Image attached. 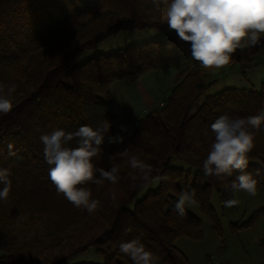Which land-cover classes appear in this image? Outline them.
<instances>
[{"label": "trees", "instance_id": "trees-1", "mask_svg": "<svg viewBox=\"0 0 264 264\" xmlns=\"http://www.w3.org/2000/svg\"><path fill=\"white\" fill-rule=\"evenodd\" d=\"M166 9L167 4H162L157 10L152 0H0V83L16 85L13 110L0 115V169H9L12 181L7 202L0 201L4 251L0 264H66L90 248L103 256L104 264H134L119 252V244L137 238L158 257L157 264H189L176 240L181 236L202 240L205 234L202 221L193 213L185 211L180 216L174 211L184 189H196L201 211L222 235L212 195L216 193L220 202L235 199L231 182L241 172L220 177L193 174L172 167V160L202 170L214 141L211 125L222 115L262 114L264 81L259 88L227 87L210 94L194 111L213 84L202 79L212 69L193 60L190 42L177 34L99 53L77 64L85 50L113 33L169 29ZM259 50L260 44L238 49L227 66H248ZM175 67L183 70L162 103L134 119L129 131L111 110L112 84L137 82L148 72ZM106 121L111 124L109 134L123 136L124 143L108 144L105 139L93 163L105 170L118 165L120 179L116 184L85 185L100 201L90 215L57 193L39 137L55 129L95 128ZM252 131L255 147L249 158L258 162L248 163L244 172L257 180V189L264 193V122L259 131ZM69 146L75 147V141ZM125 150L152 166V179L143 186L139 179L131 180L137 172L128 165V157L121 155ZM165 174L167 181L159 180L156 189L137 199ZM113 192L115 202L110 199ZM262 216L264 207L246 222L232 224V230L253 226ZM20 223L22 232L17 231ZM129 227L132 231L126 233Z\"/></svg>", "mask_w": 264, "mask_h": 264}, {"label": "clouds", "instance_id": "clouds-1", "mask_svg": "<svg viewBox=\"0 0 264 264\" xmlns=\"http://www.w3.org/2000/svg\"><path fill=\"white\" fill-rule=\"evenodd\" d=\"M154 7L160 10L167 4L166 18L170 30H174L180 40L190 42L191 57L202 68L222 69L232 60L238 49L261 44L264 36V0H152ZM16 91L14 83H0V115H7L13 110L12 94ZM264 122V112L260 115L230 118L222 115L211 125L214 141L206 158L202 162V171L206 176H231L235 170L241 172L231 182L233 192H244L249 196L257 195V180L244 172L248 166L249 153L255 147V132ZM110 122L92 127L83 125L74 132L55 129L42 134L39 139L43 145L44 159L49 164V178L56 191L74 207L95 213L100 201L93 198L91 190L85 185L93 183L103 185L105 181L116 184L119 179V166L110 170L97 168L93 158L98 156L101 145L107 139L108 144H123L124 137L109 134ZM123 129V126H122ZM75 141L76 146L69 143ZM128 157V165L136 170L131 180L144 183L152 179L153 168L135 155L129 156L127 150L121 153ZM9 169H0V201L7 202L12 188ZM167 181V174L157 177ZM110 199L116 201V193ZM238 202L229 199L225 207H232ZM197 204L196 189H184L174 204V211L185 215V207ZM126 228L125 232H131ZM119 252L129 256L134 264H157L156 257L139 238L121 242Z\"/></svg>", "mask_w": 264, "mask_h": 264}, {"label": "rangeland", "instance_id": "rangeland-1", "mask_svg": "<svg viewBox=\"0 0 264 264\" xmlns=\"http://www.w3.org/2000/svg\"><path fill=\"white\" fill-rule=\"evenodd\" d=\"M174 34H176L174 30H156L153 28L113 33L100 41L94 48L85 50L77 59V64H82L99 53L114 52L122 47L163 39ZM237 67H239V70L227 75L222 74L220 69L208 71L203 75L205 83L212 80L213 84L204 97L195 104L194 111L199 108L204 98L210 94H215L227 87H252V85H247L249 83L246 80L248 76L243 74V69L240 66ZM215 75L219 79H213ZM252 82L256 86L260 84V80L255 81V78L252 79ZM248 160V163L258 162L249 157ZM172 167L184 169L193 174L203 172L201 169L176 158L172 160ZM158 185L159 179L156 178L149 187L139 193L137 199L143 198L150 190L156 189ZM233 194L238 203L232 207H225L224 202H220L216 193L212 195V205L222 223V235L216 232L211 219L201 211L198 203L192 207H185V211L193 213L202 221L205 234L202 240L187 236H181L176 240L177 249L186 256L189 264H259L264 261V216L253 226L241 228L238 232L232 230V224L246 222L255 210L264 207V193L257 189L255 197L244 192H233ZM22 228V223H20L17 231L22 232ZM3 253L4 251L0 247V255ZM66 264H104V258L95 248H90L86 252L71 257Z\"/></svg>", "mask_w": 264, "mask_h": 264}, {"label": "crops", "instance_id": "crops-1", "mask_svg": "<svg viewBox=\"0 0 264 264\" xmlns=\"http://www.w3.org/2000/svg\"><path fill=\"white\" fill-rule=\"evenodd\" d=\"M237 66H240V68L246 72L248 76L246 80L249 81L247 85L259 88L264 81V40L260 44V50L256 58L248 66L233 64L220 70L222 74L227 75L239 70ZM182 70L183 67L166 68L161 71L148 72L137 82H129L127 80H118L114 82L111 86L112 112L118 116L124 124H127V128H131L129 124L134 119L148 112L151 108H157L162 103ZM217 77L218 76L215 75L213 79H219ZM254 78L255 81L260 80L259 86H256L255 83L252 82ZM210 82L213 81L210 80Z\"/></svg>", "mask_w": 264, "mask_h": 264}, {"label": "built area", "instance_id": "built-area-1", "mask_svg": "<svg viewBox=\"0 0 264 264\" xmlns=\"http://www.w3.org/2000/svg\"><path fill=\"white\" fill-rule=\"evenodd\" d=\"M120 128L122 129V126H120Z\"/></svg>", "mask_w": 264, "mask_h": 264}]
</instances>
